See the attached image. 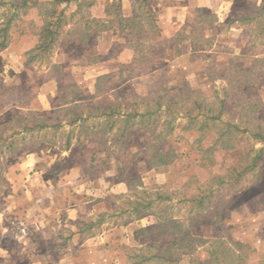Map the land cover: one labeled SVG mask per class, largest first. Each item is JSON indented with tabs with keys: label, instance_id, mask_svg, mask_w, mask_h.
Listing matches in <instances>:
<instances>
[{
	"label": "rangeland",
	"instance_id": "374dc122",
	"mask_svg": "<svg viewBox=\"0 0 264 264\" xmlns=\"http://www.w3.org/2000/svg\"><path fill=\"white\" fill-rule=\"evenodd\" d=\"M49 1L0 0V45L7 46L0 51V137L4 140L13 131L21 132L14 137L13 149L8 148L11 138L0 142V264H59L67 257L81 262L82 241L66 246V250L72 248L70 253L63 250L62 243L68 245L71 227L85 230L82 221H98L95 217L99 213L105 217L102 224L85 230L87 236H98L91 243V254L87 252L93 264H164L162 259L140 263L153 256L171 259L167 264H205L209 253L215 251L219 261L211 264H238L223 259L219 252L222 244L236 256H243L245 264H264V156L255 171L238 180L230 175L232 168L243 170L259 150L264 155V143L240 133L234 150L223 149L215 143L216 134L198 130L203 118L189 131V121L183 115L167 136V112L158 114L154 118L157 122L148 127L137 125L124 139L114 138L117 129L123 127L121 122L111 133L103 131L105 121L94 128L91 123L85 128L67 126L74 119V107L92 108L99 94L108 93L102 105H120L122 111L145 110L144 99L164 88L178 92L187 87L211 102H215L216 93L224 99L226 90L237 80L233 68L252 63L248 56L238 58L242 52L248 54L246 37L242 50L228 44L214 50L197 48L193 43L180 47V39L151 35L146 25L142 31L121 35L123 42H116L107 56L112 58L129 48L124 59L133 57L145 68L123 73L118 80L103 79L94 87L85 63L86 53L98 38L97 32H89L85 25L89 17L102 22L99 15L108 0H95L96 6L91 10L84 7L78 15L77 0H65L56 7L63 24L59 41L50 52H33L46 15L53 9ZM149 1L152 6L156 0ZM9 24L6 37L3 30ZM207 35L212 39L211 33ZM153 53H159L158 57L149 62ZM231 58L235 65L228 63ZM127 66L124 71L129 70ZM258 67L255 72L260 74L264 64ZM141 73L153 77L141 85ZM51 80L57 84L55 88L46 87ZM230 90V111L222 119L242 129L254 125V109L242 113L248 107L241 96L264 105V80L252 86L248 94L242 89L234 97L236 90ZM217 104L214 108L219 107ZM38 117L62 127L32 130ZM257 117L264 124V109L257 111ZM25 118L28 121L21 125ZM91 131L95 133L92 138ZM69 134L78 139L71 150L66 148ZM158 152L170 157L169 165L156 166L160 165ZM211 193L201 209L191 202L195 196ZM149 201H154L151 212L135 218L136 203ZM71 209H76L75 217L82 216L83 220L70 218ZM142 219L144 222L139 221ZM180 230L191 234L195 252L170 247L174 233ZM103 233L108 238L100 240ZM172 249L177 257L170 258ZM3 250L10 257L3 258Z\"/></svg>",
	"mask_w": 264,
	"mask_h": 264
},
{
	"label": "crops",
	"instance_id": "0c3cea01",
	"mask_svg": "<svg viewBox=\"0 0 264 264\" xmlns=\"http://www.w3.org/2000/svg\"><path fill=\"white\" fill-rule=\"evenodd\" d=\"M53 1L54 0L49 1V4L52 7ZM87 1L93 3V6L91 8H87V10H91L94 6H96L97 2L95 0ZM111 2L112 0L106 1L104 9L99 15V17L102 19V22L99 19L97 20L89 17L88 21L86 22L87 26L85 25V28H87L89 32H97L98 38L96 45L86 53L87 62L85 63L88 70L87 73L91 74V78L93 79L92 85H94V87L100 85L103 79L108 78L109 80H118L123 73L130 74V70H135L136 68H145V66L143 67L141 64H139V61L133 57L128 61L124 59L123 56L131 51L129 48H124L118 55L112 58L107 57L112 52L113 46L116 42H123V37H121V35H126L127 32H133L135 29H138L139 31L144 30L143 28L124 29L121 21H113V18L109 17L106 12L107 6ZM79 3V0H77V9ZM153 4H155V7H153ZM150 7L156 15L157 30L150 31V29H148V33L154 36H160L161 38L167 40H171L176 37L177 39H180L178 44L180 47H186L193 43L197 48L210 47L211 50H214L218 49L221 45L228 44V46L231 48L241 49V42L244 41L246 37L247 42L250 44L247 45L248 54L245 55L242 52L238 58H244L248 56L251 58L252 63H250L249 66L242 65L241 68L234 67L233 71L236 74L241 71L248 74L250 73L251 78L254 77L258 79L255 84L244 87L246 94H248L252 86L256 87L264 80V71L260 74L255 72L258 70L259 65L264 64V0H156L155 3H152V6L150 5ZM135 9H137L135 0H122L121 16L124 19H132L135 16ZM93 17L96 16L93 15ZM95 25L96 27H93ZM104 26H109V28H104ZM200 33H203L204 36L202 34L200 35ZM209 33H211L212 39H207V34ZM158 54H155L154 56L151 54L152 59L149 58V62H153L152 60L157 58ZM236 55L237 54H235L233 58H236ZM168 56H170V52H167V57ZM103 57H107L106 60ZM234 62L235 61H233L231 58V61L228 63L230 65H235ZM55 63L57 62L55 61ZM125 65H128L127 68L129 70L124 71L123 67ZM254 73H256V76L252 75ZM239 76L241 75L238 74L233 78L238 79ZM152 77V74L141 73L139 74L138 78L141 81L140 84L143 85V83L145 84V82H148ZM48 86L54 87L57 86V84L54 82V80H51L46 85V87ZM145 88L149 89L147 86ZM52 94H54V91H52ZM107 95L108 93L101 95L99 94L97 96V103L102 105V99H105ZM71 105L72 103L64 105L60 107V109ZM96 105L97 104H94L92 108L96 107ZM103 107L105 106L103 105ZM98 122V120L90 119L83 125L78 122L72 126L67 124V126L72 129L81 127L85 128L87 124L91 123L93 124L94 128L95 124L97 127ZM92 130L94 131L95 129ZM93 131L90 133L91 136L89 135L90 138H92V135L95 134ZM73 138L74 136L71 135V145L75 144L74 141L78 142V139L75 138V140H73ZM68 213L71 216L70 218H75L74 220H83L81 219L83 218L82 216H79L78 219L75 217L76 213H78L76 209L68 210ZM95 218H98V221L88 223V220H83L81 225L86 227L85 230H89L95 226H100V224H102L103 220L105 219L101 213H99ZM139 221L144 222V219ZM85 230L80 229L79 231H75L74 227H71V229L68 231V245H66V243H62L63 250L66 251V253H70L72 248H67L66 250V246L69 247L70 243L75 245V241H82L81 243L83 249L81 250V253L83 254L84 259L80 262L78 260H74V258L71 259L67 257L65 262H63L64 260H61L59 264H93L88 258V253L91 254L90 251L93 250L91 243H94L98 236H94L95 233H91L89 236H87ZM104 237L108 238L105 233H103L99 238L100 240H104ZM27 246V248L35 251L34 246L32 247L28 244ZM141 251L145 250H140L139 252ZM2 252L3 258L7 259L10 257V255H8V251L3 250ZM21 257L22 255H20V258ZM153 259L158 258L155 256L151 257V259L144 258V261H141L140 263L152 261ZM162 261L164 264H167V259ZM99 264L104 263L99 262Z\"/></svg>",
	"mask_w": 264,
	"mask_h": 264
},
{
	"label": "trees",
	"instance_id": "16d2710c",
	"mask_svg": "<svg viewBox=\"0 0 264 264\" xmlns=\"http://www.w3.org/2000/svg\"><path fill=\"white\" fill-rule=\"evenodd\" d=\"M65 0H54L52 2L53 9L50 11L49 14L46 15V23L42 27L39 37L40 42L33 49V52H50L54 48V46L57 44V42L60 39L61 36V30H62V14L57 16V10L56 7L60 5L61 3H64ZM78 9L75 13V15H78L82 12V9L84 7L91 8L93 6V3H86L87 0L80 1L79 0ZM137 9H135V16L132 19H124L121 15V6H122V0H112V2L107 6L106 12L109 17L113 18V21L118 20L121 21V24L123 25V28H129V29H135V28H145L146 25H148L150 31L157 30L156 26V15L152 11L150 7V1L149 0H135ZM57 17V18H56ZM145 22H144V21ZM97 22V21H96ZM112 23V22H111ZM146 23V24H145ZM145 24V25H144ZM135 27V28H134ZM10 28V24L6 26V28L3 30L4 35H8V30ZM104 28H109V26H104ZM7 46L5 43H2L0 45V51L2 49H5ZM239 78L235 81V83L231 84V88L234 91L236 90V93H234V97L239 96V92L244 89L245 86L255 84V82L258 81L257 78H251L250 73L246 72H238L237 75ZM227 89L225 98L219 99L218 93L215 94V102H211L210 99H207L202 93L199 91H191L187 87H184L181 91L173 92L169 88H164L161 90V92L153 94L147 98L144 99L142 102L143 104L147 105V108L145 110H133V111H122L120 105H107L103 107L100 103H97L96 107L94 108H87V110L84 109L83 105L77 106V110L74 111V119L71 120L68 124L69 125H75L76 123L80 122L81 125L89 121L90 119L98 120L97 125H101V121L104 120L105 128L107 132L111 133L116 130L118 123L121 122L123 124L122 128L117 129L118 133L114 135V138L119 136L120 138L124 139L133 128H135L137 125L141 127H148L150 123L154 124L157 122V119H154L158 116V114L167 112V136L171 135L174 131V123L176 122L181 115H183V118H187L189 121L188 123V130H193V128L198 124L200 118H203L204 121H202L199 131L205 132V133H214L216 134V144H221V147L226 150H234L236 148V139L237 135L240 133H248L250 136L256 140L259 143H264V124L261 123L258 120L257 117V111L260 109H264V105L260 106L256 103L254 104L252 98L242 97V100H244V104L248 108H244L242 113L249 109H254L252 111L251 118L255 121L254 125H249L244 127L242 129L238 124L231 123L224 121L222 119V116L229 113L228 108V100L231 98V90ZM148 99V100H147ZM217 100V101H216ZM219 102V107L214 108L217 106ZM153 105V106H152ZM250 106H253L252 108ZM80 108L83 112L79 113ZM87 112V113H85ZM251 113V112H250ZM180 115V116H179ZM247 117V115H246ZM250 118V117H249ZM36 124L33 125V127H30L32 130L39 129L40 131L52 129L54 127L55 129H59L62 127L60 123L56 125H50V120L42 117L35 118ZM57 120V119H55ZM28 119L25 118L20 123L21 125L23 122H27ZM96 126V124H95ZM152 126V125H151ZM28 127H25L23 130H27ZM19 133L18 131H13L10 137L5 138L4 140H7L8 138H11V143L8 146L9 149H13L15 146V140L14 137L17 136ZM165 137V135H164ZM3 140V137H0V142H5ZM66 148L69 149L71 146V134H69L67 142H66ZM160 152H158L157 160L159 161L160 165L156 166H164L166 167L169 165L171 159L169 156L167 158L163 157V155ZM263 150L258 151V155H256L252 160L251 163H249L243 170H238L237 168H232L231 170V176L234 177V180H238L239 178L245 176L246 174H249L253 171H255L258 166L259 162L263 159ZM230 177V176H228ZM230 177V178H232ZM220 184H223L225 181L223 178L220 179ZM213 196V193H211L207 197H201V196H195L193 197V200L191 202L194 204H197L198 209L204 207V205L207 203L208 199H210ZM164 199L163 197H159L158 200ZM154 206V201H149L146 204H143L141 202L136 203V205L133 207L135 218H142L148 212H151ZM195 207V208H197ZM174 239L172 242V245L170 247H173L178 249L179 251L183 252H195L196 247L191 246V241L189 238H191V234L188 231H182L180 230L177 233H174L173 235ZM238 245L242 246L240 243H237ZM171 250V257H177L178 254H175L177 252L176 250ZM221 251L220 255L223 256V259L226 261L228 259L234 260V262H237L238 264H245L243 263L244 257L240 254L238 256L235 255V252H232L229 250L224 244L221 245ZM186 254V253H185ZM218 252H210L209 253V260L207 262H204L205 264H211L213 262L219 261V258L217 257ZM158 259H166L165 256H155ZM233 257V258H232ZM218 258V259H217ZM167 261L172 262L171 259H167Z\"/></svg>",
	"mask_w": 264,
	"mask_h": 264
}]
</instances>
